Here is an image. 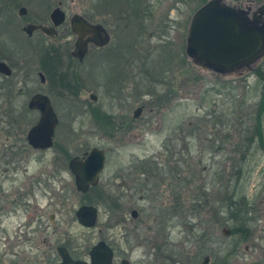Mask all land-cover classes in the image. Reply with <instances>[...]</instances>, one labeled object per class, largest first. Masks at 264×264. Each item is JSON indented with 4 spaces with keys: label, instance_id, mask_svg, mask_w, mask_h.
I'll return each instance as SVG.
<instances>
[{
    "label": "rangeland",
    "instance_id": "1",
    "mask_svg": "<svg viewBox=\"0 0 264 264\" xmlns=\"http://www.w3.org/2000/svg\"><path fill=\"white\" fill-rule=\"evenodd\" d=\"M225 1L253 11L264 5V0ZM129 2L115 13L106 6L97 10L98 0H67L69 54L58 70L61 77L41 83L32 53L15 69V84L0 77V264H52L57 245L89 260L100 240L114 249V264L122 258L131 264H202L206 255L209 264H221L220 250L235 240L224 233L229 186L247 193L253 210L251 237L230 264H264V147L253 138L248 148L245 140L261 121L264 129V109L259 112L264 57L251 68L216 73L186 52L200 0ZM1 9L0 4V22ZM75 13L102 23L112 36L83 63L70 58ZM166 55L172 68L159 81L154 69ZM105 59L115 60L113 74ZM114 76L121 82H111ZM37 92L50 97L59 118L56 144L48 150L33 149L26 138L40 117L28 108ZM139 106L144 109L136 119ZM92 109L114 116L120 125L114 136L97 126ZM93 147L107 154L99 189L108 196L96 205L97 225L87 228L76 218L85 194L77 191L66 157L83 156ZM140 161L155 169L133 171ZM96 199L94 194V205ZM134 208L137 219L131 216ZM207 232L213 236L201 238Z\"/></svg>",
    "mask_w": 264,
    "mask_h": 264
},
{
    "label": "water",
    "instance_id": "2",
    "mask_svg": "<svg viewBox=\"0 0 264 264\" xmlns=\"http://www.w3.org/2000/svg\"><path fill=\"white\" fill-rule=\"evenodd\" d=\"M25 8L21 9L25 13ZM55 26L66 19L65 12L56 8L52 12ZM41 28L49 35L55 33V27L43 25H28L25 30L32 34ZM71 29L77 36L72 55L83 61L90 43L105 47L112 36L102 23H91L83 15L77 13L71 18ZM187 55L196 63L219 74H229L244 68H251L264 57V5L252 12V8H237L225 0H208L194 13L188 31ZM0 72L12 74L11 67L0 61ZM41 75L42 82L45 77ZM95 101L97 95L91 94ZM30 110L40 112L39 120L27 132V141L33 149H49L54 146L55 130L59 123L58 115L50 97L44 93L34 94L29 102ZM143 106L134 111V118H139ZM107 155L105 150L93 147L85 155L74 156L69 161V168L75 177L78 192L87 193L91 187L97 186L100 175L104 171ZM132 217H138L137 209H133ZM53 218V217H52ZM78 222L87 228L95 227L99 221V208L93 204H83L76 211ZM224 233L229 235L231 230L226 227ZM61 262L57 264H112L114 251L110 245L101 240L90 252V260L73 259L68 249L59 247ZM211 257L206 255L202 264H209ZM122 264H131L128 259Z\"/></svg>",
    "mask_w": 264,
    "mask_h": 264
},
{
    "label": "flooded vegetation",
    "instance_id": "3",
    "mask_svg": "<svg viewBox=\"0 0 264 264\" xmlns=\"http://www.w3.org/2000/svg\"><path fill=\"white\" fill-rule=\"evenodd\" d=\"M66 1L67 0H28V2H30L28 3L27 0H0V4L2 5V9H1L2 15L4 17L2 18L0 22V28H1V31H0V34H1L0 36V61L6 62L12 69L11 75H6L0 72L1 78L6 79V81H9L11 85L15 84V78H17V76L16 77L14 76L15 69L19 68L21 62L26 61L25 55L26 54L30 55V53L33 54L34 59L38 57L39 63H38V67L35 68V71L37 72V75L40 78L41 83L43 82H42L40 74L44 75L45 82L47 78L50 76H52L53 78H56V80H58L61 77L60 75L61 72L59 73L58 70L59 68H61V64L62 65L65 64V58L69 54L68 46L66 42L67 41L66 34L68 32V28L64 27V23L66 19L63 23L59 24L58 26H55L51 15H52V12L56 8H60L62 11L65 12V15L67 18L66 11L64 10ZM31 3H34V4H31ZM34 5L36 6L35 10L31 8V6H34ZM22 8L26 9L25 13L21 12ZM83 16L89 22L97 23V22L92 21L91 18L88 17L87 15H83ZM30 24L37 25V26L43 25L49 28L55 27V33L53 35H49L45 31H43L41 28H37L33 31L32 34H29L25 30V27H27ZM34 37H38V41L36 43L32 42ZM102 48L104 47H98L90 43L88 46V52L83 61H80L79 58H76L75 56L72 55V51L75 48L70 51V58L72 60L77 59L80 63H83L85 59L89 56L92 50H96L99 52L100 49ZM20 54H23L22 57H20ZM37 93H42V92H37ZM35 111H38V110H35ZM86 153L87 151L84 152L83 155H85ZM63 155L66 157L68 155L67 151L64 152ZM76 156H79V155H76ZM72 157L74 156H71V158ZM71 158L66 157L68 161L67 162L68 168H69V161ZM149 165L150 164L146 165V162L144 161H140V163H135L132 166V168H133V171H140L139 173L143 174L149 171L150 169L152 170L155 169L154 165H152L151 168L149 167ZM156 169H159L157 165H156ZM99 184H100V181L97 186H94V188H96L95 192L97 193L100 199L104 200L106 196H108L107 195L108 193L103 189H99ZM139 186L143 187L145 186V184L140 183ZM92 188L93 187H91V189L87 193H89L92 190ZM82 194H85V193H82ZM137 211H138V217H139V210L137 209ZM50 218L51 220H53L54 215H51ZM137 218H134V219H137ZM47 246L49 247L50 250L54 249L52 248L53 247L52 243H48ZM61 246H64L68 249V247L65 245H57L56 250H55L57 253V257L52 258L51 256H49V260L52 262V264H57L61 262L62 258L59 253V247ZM68 251L70 252L69 249ZM70 255L73 259H81L80 255H77V254L73 255L71 252H70ZM114 256H115V251H114ZM125 259L126 258H122L120 261V264H122L123 260ZM112 264H114V258H113Z\"/></svg>",
    "mask_w": 264,
    "mask_h": 264
},
{
    "label": "trees",
    "instance_id": "4",
    "mask_svg": "<svg viewBox=\"0 0 264 264\" xmlns=\"http://www.w3.org/2000/svg\"><path fill=\"white\" fill-rule=\"evenodd\" d=\"M129 1L131 2V0H98L99 3L96 4L95 6L96 9L99 7L104 8V6H106L107 8L111 9L110 11L116 13L118 12V9L116 8L121 7V5ZM200 1H201L200 6H201L204 3H206L208 0H200ZM131 5L137 6V0H133L131 2ZM138 10L139 8L135 12H137ZM134 14L138 15V13H134ZM124 16H126L125 12L121 11L119 15V20H122ZM166 57H165L166 59H163L161 61L160 63L161 67L159 69H154L155 71L157 70L155 73L156 80L163 81L164 79L167 78L166 73L171 71L172 65H170L168 61L170 56L166 55ZM114 61L115 60L105 59V62L109 63V71L111 74L114 73V70L112 69V67H110V65H115ZM64 79H66V76H64ZM121 80H122L121 78L118 79V76H114L110 78V81L113 82L114 84H116L117 82H121ZM66 83L70 86H73L69 81H66ZM62 85L64 88L66 87L65 84ZM263 109H264V94L262 96V105L259 109V112H262ZM91 111L97 126L105 130L108 136H114L116 130L120 129V125L114 121V116L112 114L96 109H92ZM126 122H128V119ZM253 138H258V144L261 147H264V129H263L262 121L257 127V131L254 132V135L246 137L245 139L247 142L246 146L248 148H250L253 145L254 143ZM69 158H71V156H69ZM95 190L96 188L93 187L89 193H86L84 195L85 198L84 199L85 201L83 202L84 204L85 203L93 204L94 194L97 198L95 201V205H99L100 202H102V200L99 198ZM226 194L228 196L226 198L228 200V203L226 204L227 207L226 214L229 220V223H227V227L231 230L230 235L235 240L232 244H229V246L220 250L221 253L223 252V258L221 264H230L231 259L238 253L241 244L251 237L252 225H253V221H252L253 210H252L251 201L248 198L247 193L243 192L241 189H236L235 187L229 186ZM208 234H209L208 232L205 233L201 238L204 237V239L207 240L209 237L213 236V234L211 233L208 237H206Z\"/></svg>",
    "mask_w": 264,
    "mask_h": 264
}]
</instances>
